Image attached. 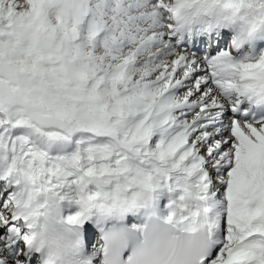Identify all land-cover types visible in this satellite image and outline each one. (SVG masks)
I'll return each instance as SVG.
<instances>
[{
	"label": "snow or ice",
	"instance_id": "6c2138e0",
	"mask_svg": "<svg viewBox=\"0 0 264 264\" xmlns=\"http://www.w3.org/2000/svg\"><path fill=\"white\" fill-rule=\"evenodd\" d=\"M113 181L167 198L186 264H264V0H0V264H44L53 195L104 264Z\"/></svg>",
	"mask_w": 264,
	"mask_h": 264
},
{
	"label": "clouds",
	"instance_id": "9594fccd",
	"mask_svg": "<svg viewBox=\"0 0 264 264\" xmlns=\"http://www.w3.org/2000/svg\"><path fill=\"white\" fill-rule=\"evenodd\" d=\"M119 183V187L116 181L101 183L96 190L106 195L82 209L90 222L102 226L97 244L107 250L104 264H186L187 237L163 221V196L141 186L125 191ZM42 211L32 222L44 264H88L91 251L83 229L67 222L68 206L53 195L47 197ZM129 217L138 228L128 223Z\"/></svg>",
	"mask_w": 264,
	"mask_h": 264
}]
</instances>
